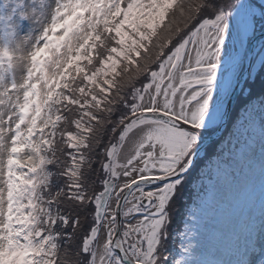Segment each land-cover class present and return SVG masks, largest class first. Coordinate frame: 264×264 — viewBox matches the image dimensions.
<instances>
[{"label": "snow or ice", "instance_id": "6c2138e0", "mask_svg": "<svg viewBox=\"0 0 264 264\" xmlns=\"http://www.w3.org/2000/svg\"><path fill=\"white\" fill-rule=\"evenodd\" d=\"M0 264H264V0H0Z\"/></svg>", "mask_w": 264, "mask_h": 264}]
</instances>
